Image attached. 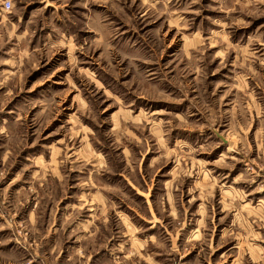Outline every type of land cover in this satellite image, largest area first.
I'll return each instance as SVG.
<instances>
[{
  "label": "rangeland",
  "instance_id": "rangeland-1",
  "mask_svg": "<svg viewBox=\"0 0 264 264\" xmlns=\"http://www.w3.org/2000/svg\"><path fill=\"white\" fill-rule=\"evenodd\" d=\"M0 264H264V0H0Z\"/></svg>",
  "mask_w": 264,
  "mask_h": 264
},
{
  "label": "built area",
  "instance_id": "built-area-1",
  "mask_svg": "<svg viewBox=\"0 0 264 264\" xmlns=\"http://www.w3.org/2000/svg\"><path fill=\"white\" fill-rule=\"evenodd\" d=\"M3 9L6 11H11L13 9V5L10 1H6L3 3Z\"/></svg>",
  "mask_w": 264,
  "mask_h": 264
},
{
  "label": "crops",
  "instance_id": "crops-1",
  "mask_svg": "<svg viewBox=\"0 0 264 264\" xmlns=\"http://www.w3.org/2000/svg\"><path fill=\"white\" fill-rule=\"evenodd\" d=\"M257 246H259V245H257ZM192 255H193V257H195V254L194 253Z\"/></svg>",
  "mask_w": 264,
  "mask_h": 264
}]
</instances>
